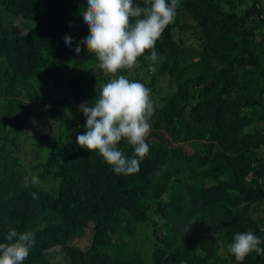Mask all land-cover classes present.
Listing matches in <instances>:
<instances>
[{"label": "trees", "instance_id": "obj_1", "mask_svg": "<svg viewBox=\"0 0 264 264\" xmlns=\"http://www.w3.org/2000/svg\"><path fill=\"white\" fill-rule=\"evenodd\" d=\"M178 3L156 71L118 73L155 109L139 171L118 175L76 144L111 79L75 52L86 0H0V243L33 232L23 264H264L227 251L248 231L264 248V0Z\"/></svg>", "mask_w": 264, "mask_h": 264}, {"label": "clouds", "instance_id": "obj_2", "mask_svg": "<svg viewBox=\"0 0 264 264\" xmlns=\"http://www.w3.org/2000/svg\"><path fill=\"white\" fill-rule=\"evenodd\" d=\"M178 0H144V6L134 0H86V10L81 12L88 36L75 48L77 56L81 47L98 61L94 67L109 74L111 79L102 85L97 98L89 106H78L86 118L85 131L76 137V144L88 152H97L112 167L115 174L131 175L139 171L141 161L149 153L145 138L151 130L150 118L155 109L150 99V89L138 80L119 74L138 66V58L149 61L148 71L154 73L157 61L156 42L166 27L176 18ZM71 26V24L69 25ZM71 47L73 38L63 37ZM150 52V55H145ZM121 141L132 146V155L126 156L118 147ZM264 182V181H262ZM30 183H40L32 176ZM28 187V183H25ZM37 199L36 193L32 194ZM0 243V264H23L34 246V233L12 229ZM262 240L251 231L237 233L227 245V251L237 262L250 253L264 255Z\"/></svg>", "mask_w": 264, "mask_h": 264}, {"label": "rangeland", "instance_id": "obj_3", "mask_svg": "<svg viewBox=\"0 0 264 264\" xmlns=\"http://www.w3.org/2000/svg\"><path fill=\"white\" fill-rule=\"evenodd\" d=\"M66 98V99H68V100H71V96H70V94L69 93H64L63 95H61V96H56V97H54V99H56V98H58V100L60 99V98ZM40 121H41V119H40ZM36 131H37V129H36ZM149 246V244L148 243H144V245H143V248H145V249H147V247Z\"/></svg>", "mask_w": 264, "mask_h": 264}]
</instances>
